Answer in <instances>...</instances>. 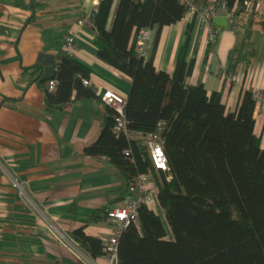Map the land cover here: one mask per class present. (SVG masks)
<instances>
[{
    "label": "crops",
    "instance_id": "crops-1",
    "mask_svg": "<svg viewBox=\"0 0 264 264\" xmlns=\"http://www.w3.org/2000/svg\"><path fill=\"white\" fill-rule=\"evenodd\" d=\"M99 1L0 0V264H90L98 258L80 249L73 231L82 227L102 243L112 233L105 213L121 201L124 183L106 158L82 153L97 138L106 106L98 98L74 100V92L70 102L52 105L45 83L37 82H47L39 77L38 54H51L54 62L72 34V54L88 68L92 88L126 99L130 78L99 59L93 44L89 21ZM256 1L260 13L242 11L233 27L215 29L210 51L207 26L196 15L163 26L154 49L153 27L146 58L154 50V67L171 74L185 46V61L193 60L187 82H201L208 94L221 91L225 110L235 111L245 90L264 93V0ZM247 34L255 55L231 70L233 49ZM253 117L264 148V102L255 103ZM154 210L161 216L159 205ZM94 211L100 212L91 220Z\"/></svg>",
    "mask_w": 264,
    "mask_h": 264
},
{
    "label": "trees",
    "instance_id": "trees-1",
    "mask_svg": "<svg viewBox=\"0 0 264 264\" xmlns=\"http://www.w3.org/2000/svg\"><path fill=\"white\" fill-rule=\"evenodd\" d=\"M217 1L228 10L235 6L234 18L243 11L244 0ZM111 4L100 0L90 16L96 54L130 78L124 105L128 129L145 136L164 122L160 137L168 167L156 170L139 140L116 136L114 111L105 105L103 126L82 153L106 158L124 186L148 174L166 225L153 210L140 207L138 225H128L119 236L117 264H264V148L254 133L252 91L245 90L235 111L227 112L221 91L208 94L201 82H187L193 60L185 61V46L171 74L154 67V50L147 58L136 54L141 28H155L154 49L161 28L185 16L187 8L179 0H118L107 28ZM229 25L233 27L234 20ZM185 32L189 36L190 26ZM233 52L231 70L250 63L255 47L248 34ZM55 57L51 79L57 81L56 88L50 91L46 82L36 79L45 83L50 104L70 102L73 92L77 101L99 99L92 87L82 84L89 76L87 67L63 50ZM99 212L94 211L91 220ZM73 238L91 259L104 255L101 240L86 235L82 227L73 231Z\"/></svg>",
    "mask_w": 264,
    "mask_h": 264
},
{
    "label": "built area",
    "instance_id": "built-area-1",
    "mask_svg": "<svg viewBox=\"0 0 264 264\" xmlns=\"http://www.w3.org/2000/svg\"><path fill=\"white\" fill-rule=\"evenodd\" d=\"M179 1L187 8V13L198 16L200 21L207 26V44H213L216 38L215 30L210 22L213 17L223 16L227 24H231L234 20L235 6L231 10H228L224 2L207 0L208 4L202 6L196 0ZM260 9L261 4L256 0L243 1V12L251 14L260 13ZM151 33L152 28L148 27L139 30L134 45V51L137 55L146 58L145 45ZM74 49V36L68 34L64 38L62 50L72 54ZM81 81L85 86L92 87L94 85L89 76L83 78ZM56 85L57 81L54 79H49L46 82V87L50 91L54 90ZM94 87L95 93L101 102L114 111L113 133L116 136L124 135L128 139L139 140L141 145L146 149L152 166L156 170L167 171V160L160 137L164 122L159 121L156 130L145 136L135 133L127 127L128 122L124 116L125 98L110 89L101 91L98 86ZM252 95L255 103L264 102V93L255 90L252 91ZM125 154H128L127 150H125ZM156 196L157 187L148 174H141L127 182L124 186V195L121 201L113 205L106 212V218L111 224L112 233L102 243L104 255L99 257L98 260H90V264H117V244L120 234L128 225H138V210L140 207L146 206L155 212L154 207L158 205Z\"/></svg>",
    "mask_w": 264,
    "mask_h": 264
},
{
    "label": "water",
    "instance_id": "water-1",
    "mask_svg": "<svg viewBox=\"0 0 264 264\" xmlns=\"http://www.w3.org/2000/svg\"><path fill=\"white\" fill-rule=\"evenodd\" d=\"M212 23L219 28L227 26L226 19L223 16H215L212 18ZM53 55L46 53H39L36 62L41 65L40 80L51 79L55 74L53 66Z\"/></svg>",
    "mask_w": 264,
    "mask_h": 264
},
{
    "label": "rangeland",
    "instance_id": "rangeland-1",
    "mask_svg": "<svg viewBox=\"0 0 264 264\" xmlns=\"http://www.w3.org/2000/svg\"><path fill=\"white\" fill-rule=\"evenodd\" d=\"M161 220L164 222V217H163V213L161 214L160 216ZM164 225H165V222H164ZM166 227V225H165ZM170 237L169 233H168V230H167V238Z\"/></svg>",
    "mask_w": 264,
    "mask_h": 264
}]
</instances>
